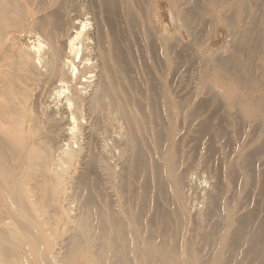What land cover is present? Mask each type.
<instances>
[{
	"label": "rangeland",
	"instance_id": "374dc122",
	"mask_svg": "<svg viewBox=\"0 0 264 264\" xmlns=\"http://www.w3.org/2000/svg\"><path fill=\"white\" fill-rule=\"evenodd\" d=\"M119 1L123 2L122 8L119 4L120 9L117 8L116 11L121 10L123 15L133 16L136 20L135 24L138 23L139 27L134 26L132 38L130 35L127 36V41H125L127 44L123 46V57L118 68H114L113 73H115L111 77L115 97L123 105L125 115L119 110L110 109V112L106 113L108 115L103 118L107 130L104 129L105 131H102L97 138L94 136L95 139L93 135L89 136L86 131L80 132L84 141L81 138L79 145H83L82 142H85L83 147L90 148L88 152L91 161L88 160L87 166H82L80 161L74 165L76 167L71 166L73 170L69 174L73 178L76 176L74 180L79 178L71 198L72 208L76 207L73 208L74 212L77 210L79 215L83 214V217L91 214L92 218L90 219L94 220L92 226H96V217L103 210L101 206L103 202L99 203L101 200L110 206L103 205V207L107 206L109 211L120 212L119 208L123 207L122 213L125 219L123 229H129L128 236L130 233L132 236L137 235L133 236V240L130 239L132 237L124 236L127 241L126 247L134 242L135 245L130 246H133L136 251V248H139L136 246L143 240L144 246H146V242L150 238L148 243H152V245L148 244L149 246L158 247L160 245L162 250L165 247L167 251L168 249L175 250L173 251L174 256L179 259L173 258V264H185L187 258L186 264L190 261L193 264L197 262V264H203V262L204 264H216L214 259L216 256L221 258V264H264V0ZM124 5L126 6L124 7ZM147 22L150 23L149 26ZM146 24L149 31L146 30ZM116 83H118V87ZM82 115L85 116L83 118L80 116L79 127L80 125L86 127L93 122L94 119L87 113ZM110 116L111 118H109ZM195 117H198L199 120ZM114 118H118L116 124L113 123L116 122ZM84 120L85 122H83ZM130 121L134 123H130ZM192 121L197 123L194 122L193 125ZM190 122L193 126L190 125ZM186 124L187 127H185ZM119 127H122L121 130ZM123 128H126L127 132L125 129L123 132ZM134 128L139 134L135 132ZM114 131H117L116 135ZM117 136L119 137L117 138ZM106 138L107 142H105ZM132 138L136 140L137 150L140 149L138 152L140 151L139 154L142 157L140 156V166L134 170L136 175L129 178L126 176H128L129 164L131 165L133 157V151L131 150V152V148H129ZM128 140L129 143H126ZM55 143L54 141L49 144L54 147ZM79 145L74 144L73 147H79ZM166 154H168L167 158ZM160 155L164 158H161ZM122 156L126 158V161L122 160L124 159ZM149 156L155 162L154 160L151 162ZM233 157L235 159H232ZM161 161H163V165L167 161L173 165L174 177L172 181L179 188L180 205L182 204V206L174 201L176 198L172 199L171 191H173L174 185L170 183L172 181L166 180V170ZM92 163L98 164L95 166L100 168L95 167ZM142 163L147 166H142ZM78 165L80 166L78 167ZM197 165H201L203 168ZM223 171L224 173H222ZM135 176H137L136 180H134ZM101 178L105 179L104 183ZM221 178L225 180L222 181ZM225 181L227 183L224 185ZM128 183L130 184L128 185ZM212 183L222 185L221 194H224L225 189L227 190L226 195L218 196L220 199L217 197L216 202H213L210 194H213L212 187L214 185ZM80 184L82 189H80ZM107 184L112 189H108ZM127 185L133 187L128 189ZM95 186L98 187L97 192H95L97 188ZM104 190L105 192H103ZM88 191L91 192L88 193ZM114 191L115 194H113ZM122 191H125L124 194ZM80 192L82 194L84 192V194L82 195ZM85 194H87L86 196L90 195L88 197L94 200L91 201L88 197L87 199L90 201L85 199ZM77 195L80 197L78 198ZM103 195L104 198L100 199ZM96 196L99 202L96 200ZM81 198L83 200H80ZM84 199L87 203L84 202ZM116 199L120 201H116ZM90 202L93 207L89 205ZM96 202L99 203H97L99 207L95 205ZM119 202H121V206ZM162 203H168V205ZM81 204H84L85 207ZM173 205L179 206L181 209L179 211H182L181 215L177 213L179 220ZM223 205L226 209L222 207ZM240 207H245V209L243 208L241 211ZM86 208L88 209L86 210ZM97 208H100L101 212ZM104 210L106 211V209ZM104 210L105 215L108 210L106 213ZM93 211L97 214H94ZM170 211H172L173 216H171L174 220L173 218L169 220V218L171 219ZM223 211H231L233 218V220L231 218L229 229L224 232L221 230V228L223 229L221 223L226 220V212ZM220 212H223L225 217ZM214 214L217 218H213ZM131 218L133 221L135 219L134 223ZM168 221L169 223H167ZM130 222L135 227H132ZM172 228H176L177 232ZM161 232L164 236L160 235ZM169 232L173 234L170 235ZM152 234L155 239H152L154 238ZM191 234L193 235L191 236ZM157 235L163 236L164 239L162 240ZM174 236L176 237L174 238ZM157 241L164 243L162 242L161 245ZM177 241H179V246ZM131 250L133 251L132 259L138 255L139 257H136V261L127 258V263H148L147 257H141L142 255L140 256L137 251ZM135 253L137 254L135 255ZM201 256L202 258H200ZM203 256L207 257L203 258ZM143 259L146 261H142Z\"/></svg>",
	"mask_w": 264,
	"mask_h": 264
},
{
	"label": "bare ground",
	"instance_id": "6f19581e",
	"mask_svg": "<svg viewBox=\"0 0 264 264\" xmlns=\"http://www.w3.org/2000/svg\"><path fill=\"white\" fill-rule=\"evenodd\" d=\"M119 2V0H0V264H130L127 263L126 260L127 258H133V251L131 249H134L135 251V248L133 247L135 244L130 241L133 246L131 247L130 245L132 244H128L131 247V249H129V246V248L126 247L127 241H125L124 238V236L129 234L130 231L128 228L123 229V221H125L122 213L123 207L119 208L121 209L120 212H115L116 210L109 211L108 207L110 206L102 200L99 202V199H97L96 196V200L100 204L103 202L101 206L103 210L106 209V211L104 210L105 213L107 210L108 213L105 214L107 215L105 217L103 210L102 213L99 210L100 208H97L101 214L97 215V217L95 216L97 218L96 226L94 224V226H92L94 220L90 219L92 218L91 214L90 216L88 213L89 216L84 215L85 217H83V214L79 215L77 210L74 212L76 207H73V209L71 206L73 190L75 189L76 181L79 178L74 180L76 176L72 174L74 176L73 178L69 174V172L73 170L71 166H74L78 161H80L79 163L82 164V166H87L88 160L91 161V158L89 159L90 154L88 152V149L90 148L87 149V146L83 147L85 142H82L83 145H79V141L82 138L80 132L86 131L89 136L93 135V138L95 139V137L97 138L102 131L107 130V126H105V120H103V118L108 115L106 113H109L110 109H114L115 111L119 110L122 114H124L123 105L120 101H118L117 97H115L116 94L111 84V77L112 74L115 73H113L114 68H118L117 66H119L123 57V46L124 44H127L125 43L128 38L127 36H131L134 26L138 27V23L137 25L135 24L136 20L133 16H125L122 14L123 11L121 10H119V12L116 11L117 8L120 9L119 4L121 6L123 3ZM125 6L126 5H124V7ZM147 24L148 26L150 25L149 22H147ZM147 24L145 27L146 30L149 31L150 29H147ZM137 31L135 32L137 33ZM136 35H138V33ZM116 85L118 87V83H116ZM118 89L120 90V88ZM120 92L118 93L120 94ZM83 113H87L94 120L93 122L92 120H89L92 123L88 121L90 124L86 127L82 125L79 127L78 122L81 118L80 116H82V118L85 116L82 115ZM109 118H111V116ZM197 118L195 117V119ZM83 122H85V120ZM192 122H190V125H192ZM113 123L116 124L117 120ZM130 123L134 122L130 121ZM134 127H136L135 124ZM185 127H187V124ZM84 128H87V130H84ZM119 128L121 130L122 127ZM124 129L126 130V128H123V132ZM134 129L132 130L134 131ZM184 131L185 130H183V132ZM135 132H137V130ZM116 134L117 131L115 132V135ZM180 134L181 132L179 135ZM118 137L119 136H117V138ZM54 141L56 142V146H50L49 143ZM107 141L108 139L105 142ZM135 141L136 140L132 138L130 143L129 140L126 142L130 144V151H133H131L133 153V157L131 156L132 161L130 160L132 162L131 165L127 162L129 164V171L127 174L128 176L126 177L129 178H131L134 174L136 175L134 170L136 168L138 169V166H140L139 163L142 157L139 154L140 151L138 152L140 149L138 148L137 150ZM74 144L79 145V147H73ZM90 146L92 147V145ZM98 154L100 155V152ZM98 154L96 155L98 156ZM166 156H168V154H166L165 157ZM151 158L149 159L150 161L154 160ZM154 158H156V156H154ZM161 158L164 157L161 156ZM129 159L131 158L129 157ZM232 159L235 158L233 157ZM100 160L102 159L100 158ZM122 160L126 161V158ZM161 162L163 165V161ZM92 165L95 166L98 164L92 163ZM141 165L143 166L145 164L142 163ZM79 166L80 165H78V167ZM82 166L81 168H84ZM146 166L147 165H145V167ZM95 167L100 168L99 166ZM163 167L166 170V180L172 181L174 177V172H172L173 165L170 161H167ZM97 168L93 169L96 170ZM222 173H224V171ZM77 176L79 175L77 174ZM123 178H125V176ZM136 178L137 176H135L134 180H136ZM223 178H221V180ZM102 180L104 183L105 179ZM168 181L166 182L169 183ZM93 182L96 183L95 181ZM130 183H128V185ZM170 183L174 185V189L171 191L172 199L176 198L174 201H176L179 206H182V204L180 205L181 200L178 186L173 183V181ZM223 183L225 185L227 182L225 181ZM128 185L127 188L129 187ZM212 185L214 184L212 183ZM81 186L82 185L80 184V189H82ZM131 187L128 189H131ZM124 188H122V190H124ZM136 188L138 189V187ZM212 188L214 196H212V193H209L211 194L213 202H216L217 197L224 195L227 191L225 189L224 194H221V190H223V188L220 184H215ZM97 189L98 187L95 192H97ZM99 189L102 188L99 187ZM108 189L112 188L108 187ZM91 191L93 192V190ZM91 191H88V193ZM115 191L113 194H115ZM95 192L93 193L96 194ZM103 192H105V190ZM122 192L124 194L125 191ZM99 193L102 195L101 191ZM86 195L87 194H85V196ZM106 195L107 194H105V197H107ZM88 196H86L85 199H87ZM79 197L80 196H78V198ZM88 198L91 200L90 197ZM102 198H104V195L100 199ZM85 199L84 202H86ZM118 199L120 198L118 197ZM80 200L83 199L81 198ZM116 201L120 200L116 199ZM98 202H96V206H98ZM73 203L76 204V202ZM78 203L79 201L77 204ZM119 203L121 206V202ZM104 204L108 207H103ZM89 205L92 206L91 202ZM122 205L124 204L122 203ZM165 205L167 206L168 203ZM224 205L222 207L226 209ZM82 206H84V204ZM175 206L176 205H173V208ZM179 206L175 207L176 216L178 214L181 215L180 213L182 212L179 211ZM80 208L83 207L80 206ZM243 208L245 209V207H240L239 210L242 211ZM87 209L88 208H86V210ZM174 209L172 210L173 212ZM172 211L169 212V217L171 215L173 216V214H171ZM223 212H226V220L224 223H221L223 224L222 227L224 229L223 230L221 228V230L224 232L229 229L232 217L231 211ZM223 212L220 213L222 214ZM164 213L167 212L164 211ZM94 214L97 213L95 212ZM215 215L216 214H214V216ZM222 215L224 216V214ZM172 216L169 220H172ZM165 217L167 218V216ZM132 218L131 220L134 223L135 219L133 221ZM213 218L217 217L215 216ZM177 219L179 220V216H177ZM133 223L131 225H133ZM167 223H169V221ZM215 223L217 224L218 222ZM171 225H173L172 222ZM132 227L135 226L133 225ZM132 227L130 228L132 229ZM189 229L192 230V228ZM174 230L177 232L176 228ZM136 231L138 232L137 229ZM163 233L161 232L160 235H163ZM171 234L173 233L171 232ZM192 235L193 234H191V236ZM133 236L130 233V236L128 237H132L130 239L133 240V238L137 235ZM146 236L148 237V235ZM163 236L158 237L163 240ZM184 236L182 237L184 238ZM187 236L189 237V234ZM175 237L176 236H174V238ZM152 239H155V237ZM149 241L146 242V246H144L145 242H141L140 244L138 241L137 243L135 242L137 245L139 244L136 246L139 247L136 248V251L140 254V256L142 255L141 257L144 256L148 258V263L145 262L146 259L142 260H145L144 262L146 264H171L174 261L173 258L179 259L174 256L173 251L175 250L168 249L167 251L165 247V251L164 249L162 250L160 245L158 247L149 246L150 244L152 245V243H148ZM162 242L163 241H160L158 243L161 244ZM178 242L179 241H177V245L179 246ZM173 246L175 247V245ZM136 254L137 253H135V255ZM136 257H139V255ZM136 257L132 260L136 261ZM184 257L186 258V256ZM204 257L207 256H203V258ZM200 258H202V256ZM214 259L216 264H221V258L219 256L214 257ZM187 260L188 258L185 261L187 262ZM134 263L136 264V262L131 264ZM140 264L142 263L140 262ZM188 264L193 263L190 261Z\"/></svg>",
	"mask_w": 264,
	"mask_h": 264
}]
</instances>
